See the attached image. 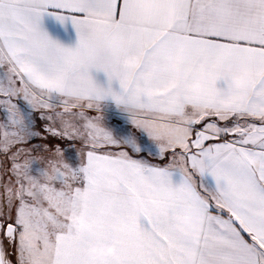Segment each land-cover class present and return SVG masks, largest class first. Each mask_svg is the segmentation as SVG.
<instances>
[{
  "label": "snow or ice",
  "instance_id": "6c2138e0",
  "mask_svg": "<svg viewBox=\"0 0 264 264\" xmlns=\"http://www.w3.org/2000/svg\"><path fill=\"white\" fill-rule=\"evenodd\" d=\"M0 114V264H264V0H0Z\"/></svg>",
  "mask_w": 264,
  "mask_h": 264
},
{
  "label": "crops",
  "instance_id": "0c3cea01",
  "mask_svg": "<svg viewBox=\"0 0 264 264\" xmlns=\"http://www.w3.org/2000/svg\"><path fill=\"white\" fill-rule=\"evenodd\" d=\"M44 25L47 29L50 30V35H52L53 38H59L62 40V42L69 41L70 33L58 27L57 24L50 18H47V17L45 18ZM69 28H70V25H69ZM71 36L74 37V33H72Z\"/></svg>",
  "mask_w": 264,
  "mask_h": 264
},
{
  "label": "clouds",
  "instance_id": "9594fccd",
  "mask_svg": "<svg viewBox=\"0 0 264 264\" xmlns=\"http://www.w3.org/2000/svg\"><path fill=\"white\" fill-rule=\"evenodd\" d=\"M94 254H106V251H111L110 249L109 250H105V249H102V248H94L91 250Z\"/></svg>",
  "mask_w": 264,
  "mask_h": 264
},
{
  "label": "rangeland",
  "instance_id": "374dc122",
  "mask_svg": "<svg viewBox=\"0 0 264 264\" xmlns=\"http://www.w3.org/2000/svg\"><path fill=\"white\" fill-rule=\"evenodd\" d=\"M114 119V122L115 121H118V119L119 118H117V117H114L113 118ZM3 122V117H2V114H0V123H2ZM2 132H3V130L2 129H0V138H2ZM3 158L2 157H0V160H2ZM9 251H11V249L9 248Z\"/></svg>",
  "mask_w": 264,
  "mask_h": 264
}]
</instances>
